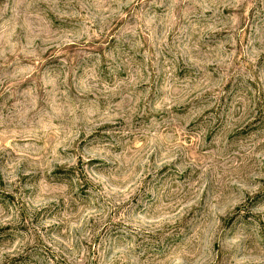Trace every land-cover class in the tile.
I'll list each match as a JSON object with an SVG mask.
<instances>
[{
	"label": "rangeland",
	"instance_id": "obj_1",
	"mask_svg": "<svg viewBox=\"0 0 264 264\" xmlns=\"http://www.w3.org/2000/svg\"><path fill=\"white\" fill-rule=\"evenodd\" d=\"M0 264H264V0H0Z\"/></svg>",
	"mask_w": 264,
	"mask_h": 264
},
{
	"label": "trees",
	"instance_id": "obj_2",
	"mask_svg": "<svg viewBox=\"0 0 264 264\" xmlns=\"http://www.w3.org/2000/svg\"><path fill=\"white\" fill-rule=\"evenodd\" d=\"M67 173H71L72 170L66 171ZM66 172H62V173H66ZM57 174H60V172H58Z\"/></svg>",
	"mask_w": 264,
	"mask_h": 264
}]
</instances>
